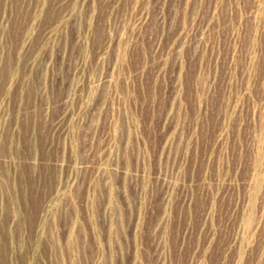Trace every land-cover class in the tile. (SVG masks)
<instances>
[{"label":"rangeland","instance_id":"obj_1","mask_svg":"<svg viewBox=\"0 0 264 264\" xmlns=\"http://www.w3.org/2000/svg\"><path fill=\"white\" fill-rule=\"evenodd\" d=\"M0 264H264V0H0Z\"/></svg>","mask_w":264,"mask_h":264}]
</instances>
